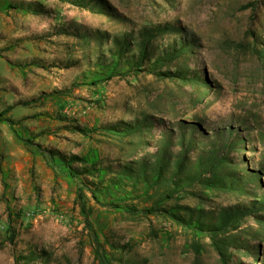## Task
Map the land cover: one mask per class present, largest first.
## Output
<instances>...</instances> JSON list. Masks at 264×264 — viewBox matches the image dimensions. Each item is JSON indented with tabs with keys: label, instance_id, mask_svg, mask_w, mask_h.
I'll use <instances>...</instances> for the list:
<instances>
[{
	"label": "rangeland",
	"instance_id": "1",
	"mask_svg": "<svg viewBox=\"0 0 264 264\" xmlns=\"http://www.w3.org/2000/svg\"><path fill=\"white\" fill-rule=\"evenodd\" d=\"M85 1L0 0V264L31 248L44 251L31 264H104L95 235L105 264H224L208 233L169 213L224 207L241 217L220 234L226 262L264 264V0ZM144 35L174 59L119 75L118 41L132 55ZM219 142L237 185L198 181L164 201L143 178L93 197V175L38 146L117 175Z\"/></svg>",
	"mask_w": 264,
	"mask_h": 264
},
{
	"label": "trees",
	"instance_id": "2",
	"mask_svg": "<svg viewBox=\"0 0 264 264\" xmlns=\"http://www.w3.org/2000/svg\"><path fill=\"white\" fill-rule=\"evenodd\" d=\"M63 1H71L72 3L85 7H89L90 5L85 0ZM93 9L99 12H105L103 6H94ZM118 45V50L116 47V50H113L112 54L114 56L116 54L118 55L121 63L124 62L123 67L126 69L123 70V72H120L119 75H128L130 73L138 74L141 71L159 74L161 73L159 68L163 66L164 62L174 59V56H170L169 59H167L166 57L169 56V53L167 52L164 56L162 54L156 55L152 53L149 46V39L145 35L143 39H140V42L136 46V52L132 55L126 54L129 51L126 44L124 45L118 41ZM145 63L146 68L144 67ZM163 74L164 76H167L169 73L166 71V73ZM220 134L221 133L218 132L217 135ZM38 146L41 151L50 158L52 163H55L56 158H58V160L66 166L72 176L75 177L82 174L93 175L95 177L92 180L94 188H91L93 190V197H97L95 195L96 192L101 193L107 190L109 191L112 188L119 192L123 189V186L130 185L127 183L134 184L139 178H143L148 183L160 186L162 189L160 201H164L174 197L175 193L188 192L189 188L198 181H203V185L208 188L219 187L222 189L229 187V185H237L235 184V180L232 182V179H229L235 177L236 174H239L238 170L232 169L234 164L229 160L230 156L225 154V148L228 146L226 143L222 144L221 142H219V145L216 143L212 144L207 150L204 149L203 153L199 154L195 161H191L187 152H176L174 156L172 155L173 152H171V154L166 152L156 158V162L153 166L144 162L141 170H134L132 166L125 165L120 170H117V175H112L110 173L112 170H115L114 167L112 168L111 166L104 170L91 164L90 166H82V168L76 169L73 163L86 160L76 154L67 155L56 149L42 147L41 144H38ZM169 155H171V158ZM204 174H208L209 176L203 178L202 175ZM160 201H155L154 205L162 207L160 206ZM182 211L183 209H180L177 213L170 211L169 213L172 214L177 223L190 225L195 230L208 233L215 241V246L221 254L222 262L228 264L225 260V250H223L225 249V246L223 241L219 240V237L229 226L236 225V223L239 222L241 217H237L238 212H229V208L226 207L220 210L221 213L216 216L211 215L209 212L205 214L204 209L195 210L189 208L188 211H185L186 214H183ZM94 242L96 243L97 253L102 263H108L106 253L103 252V245L97 239L96 235L94 236ZM43 256V250L31 248L28 254H18L15 264H31Z\"/></svg>",
	"mask_w": 264,
	"mask_h": 264
}]
</instances>
